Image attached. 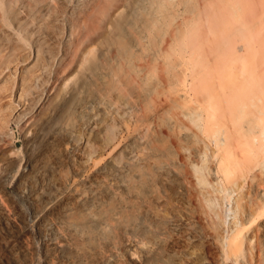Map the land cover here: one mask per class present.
<instances>
[{"label": "bare ground", "instance_id": "6f19581e", "mask_svg": "<svg viewBox=\"0 0 264 264\" xmlns=\"http://www.w3.org/2000/svg\"><path fill=\"white\" fill-rule=\"evenodd\" d=\"M38 1L40 17H0V264H264V94L247 67H220L211 94L185 18L153 44L166 0ZM198 132L225 151L211 173Z\"/></svg>", "mask_w": 264, "mask_h": 264}, {"label": "rangeland", "instance_id": "374dc122", "mask_svg": "<svg viewBox=\"0 0 264 264\" xmlns=\"http://www.w3.org/2000/svg\"><path fill=\"white\" fill-rule=\"evenodd\" d=\"M4 1L6 2V4H5ZM10 1H12V2H10ZM15 1L16 0H8V1L7 0H0V4L1 3L3 4V6H0V17H4V15H5V17H7V16L8 17H19V16L20 17H32V14H33V17H35V16L36 17H40V11H39V9L36 8V7H38L36 5H40V4H38V2H40V1H38V0H35L37 2H35L34 0H17L16 2ZM59 1H61V0H59ZM69 1L73 5L70 4ZM62 2H63V4H65V2H66V4H65L66 6H69L68 5V3H69L71 7L69 6L68 9H71L72 6H74V3L76 2V0H62ZM35 3H36V5H35ZM75 4H77V3H75ZM166 4L168 5L167 8L165 9L166 10V14L170 13V15H165V17H168L170 19L168 20V18H167L166 23H164V25H163L164 29L161 30L162 32L161 33L158 32V35L155 37V39L153 41L154 45H157L159 43L158 41H160L162 36L163 37L165 36V32L170 31L181 20V18L183 17L186 20V25H185L186 39H185V43L187 42L186 45L188 46L186 48V50L188 52V53H186V55L188 56L190 51H191L190 48H191L192 44L190 43V41L194 40L195 42H197V45H199L200 50L202 52L203 58H204L205 62H207L206 68L204 69V72H203V76H205L204 74L207 73L206 77H208V81L210 82V86H211L210 93L211 94L212 93L219 94L220 75H221V77L223 76V70L224 69L231 70L232 66H236V65L239 66L238 64H242L243 63L244 64L243 67L244 68L247 67L245 69L246 70L245 71L246 74H248L249 71H250V74H253V77H252V75H251V77L249 75V78H252L253 80L256 79V82L258 83L257 84L255 82V80L254 81L252 80L253 81L252 83L256 84V85L253 84L254 87H255V93L258 94V95L255 94V97L263 96V94H264V0H173V1L172 0H166ZM174 4H176V5H174ZM5 5H6V7H5ZM9 5H11V7ZM132 5H133V3H132ZM32 6L35 7L37 10L33 9ZM90 6L91 7L93 6L92 7L93 9L92 8L91 9L95 10L94 8H96V7L94 6V4H91ZM143 6H146L147 9H148L147 2H145L144 4L141 3L140 5L137 6L138 8H136L135 12H133V14L131 16L132 17H139L138 13L142 11V7ZM177 6H178V8H177ZM169 8H173V9L175 8V9L173 11V10H170ZM6 10H7V12H6ZM14 10L16 12H14ZM128 10H129V8H127L123 13L126 14V11L128 12ZM175 10H176V12H175ZM10 11L12 13H10ZM37 11H39V12H37ZM90 12H91V10H90ZM18 13H20V14H18ZM27 13L28 14L30 13L29 16H28ZM91 15L89 14V17H92ZM97 15L98 14H96V16ZM85 17H88V12H87ZM172 20H174V21L172 22ZM5 28H6V26H5ZM223 41H226V44L225 43L223 44ZM51 43H53V42H51ZM227 43H229V44H227ZM53 44H51V45L53 47L55 46V48H57V45H55V44L53 45ZM233 45H234V47L237 46V47H235L236 49H234V48L231 49L230 48V47H233ZM239 46H241L243 48V50L245 48L244 51L246 53H244V51ZM252 48H254V50H253L254 53H255L254 55L252 54L253 53L252 51H251L252 53H250V54L248 53V52H250V50H252ZM237 49H238V54L239 55L237 54ZM239 49L242 50V52H241V50H240V52H241L242 55H244L243 56L244 58L242 57V55H240ZM255 49L259 50L258 54H256L257 50L255 51ZM192 50L195 51V49H192ZM230 50L231 51L234 50L236 53L234 51L231 52ZM26 51H27V48H26ZM229 52H231V53H229ZM233 53H235V54H233ZM229 54H233L232 57L236 56V55H238V56H236L235 58L233 57L234 59L231 62L232 59L230 58ZM223 55H225V56H223ZM227 55H228V57H227ZM255 56H259V57H255ZM225 58L227 60H229L228 65H227L228 67H230L229 69L227 68V66H223L222 65V62H223L224 65L227 64V62L225 63V61H226ZM234 61L235 62L237 61L236 62L237 64ZM230 63L232 65H230ZM242 65L240 67H242ZM220 67L221 68L224 67V68H222L223 70L220 69ZM236 67H233V69L235 70ZM240 67H238V68H240ZM219 69L222 70V72L219 71ZM233 69H232V71H233ZM249 80H251V79H249ZM248 83L250 84V82H248ZM249 84H247L246 87H243V88H247L248 89ZM251 85L252 84H250V86ZM253 85H252V87H253ZM247 89H243V90L249 91L250 87H249L248 90ZM245 91H243V92H245ZM253 91H254V88H252V90H250L249 92H246V93H243V94H247L248 93L249 95L250 94L252 95ZM204 92H203V94H206ZM259 94H260V96H259ZM253 95H254V93H253ZM261 98H263V97H261ZM262 102H264V98L262 99L261 104L259 105L260 109H257L259 107L256 108L258 111L261 110ZM204 106H205V104L203 102L202 103V107H204ZM262 107H264V104L262 105ZM256 109L254 107L253 110L256 111ZM201 111L202 112L204 111L202 113V118L204 119L206 112L203 109ZM258 111H256V113ZM263 111L260 114L258 113L257 116L259 115V117L261 118V116L264 115ZM252 113H254V116H256L255 112H252ZM262 113H263V115H262ZM202 118H200L199 123L200 122L202 123V121H203ZM260 118H257L258 122H256L257 119L251 118L252 120H256L254 123H252V126L250 125V127H251V129H250L251 134L250 135H253V136H251V139H252V137H255V138H253L254 141L251 140L250 142L249 141L248 142L251 144V142L253 141L252 144L255 143V144H253L254 147H255V145L258 147L259 144H263V143H260L261 141L264 142V137H263L264 135H262V134H264L263 133L264 124L262 125L261 122L259 121V120L263 121L264 120V116H263L262 119H260ZM224 119H225V117H224ZM225 121H226L227 126H229L230 125L229 121H227V119H225ZM226 124H225V126H226ZM10 125L13 127V129H12L11 126L9 127L10 138H11V140L12 139L13 140L16 139L14 141V142H16V145H17V147L14 148V152H15L17 150V148L22 146V141H21V137H20L21 134H20V131H18V126H17V124L15 122H11ZM187 127H190V128L195 130V128H193L194 126L190 122L187 123ZM10 130L12 132H10ZM200 133L201 132H198L197 138H194V139L190 138V140L191 141L193 140L192 142H194L195 139H198L199 143L196 142L197 140L194 143V145L196 144L195 146L198 147L199 144L201 145V143H202L201 141H203L202 139H205L203 137L207 136L206 139L208 141L206 140V142H204L205 141L204 140L203 143L204 144L207 143L209 146L206 144L208 146L207 147L206 145L203 144L204 145L203 148H204V151H205V148H207V149L209 148V149L208 150L206 149L208 151V153L206 152V154H204L205 152H203V153L201 152V150L203 149L202 146H201L202 149L200 147H198V149H201V150L200 151L197 150V151H198V153L201 152L200 154L202 156L199 154V156H201V158L198 156L200 159L198 157H196L195 160L197 161L198 159L199 160L202 159L201 161L203 162V158L202 157L204 155H205V159L204 160H206L208 158L206 156H208V155H211V156H209V158H208L209 160H206L207 163L204 161L206 164L209 165L208 168H207L208 165L204 164V162L202 163L201 161L200 162L198 161V162H195V163L197 165H199V166H203V168H204V165H205L204 169H209V172H210V166L213 163L215 164L217 162V158L218 157H223L225 151L223 149V145L219 144V139L215 140V141L211 140L212 137L214 138V135L213 136L212 135H208L207 132L204 133V135H203V133L202 134H200ZM12 135H13L14 138L12 137ZM201 135H203V137ZM221 135L224 136L225 134L217 133L215 135V138L216 137L217 138H221ZM209 136H210L211 139H208ZM191 141H188L187 144L190 145ZM255 141H257L259 144L257 142H255ZM214 143H216V144L218 143L219 144V145L217 144L218 147L220 145L221 146L218 148ZM191 144L193 145V143H191ZM192 145H190V146H192ZM194 148H196V147H194ZM216 149H218V150H216ZM263 149H264V145H263ZM263 149H262V153H263ZM213 150H215V151H213ZM233 150H235V151L237 150V148L235 149V145L233 146ZM216 152H218L217 153L218 155L214 154ZM16 153L17 154L12 152L10 155L12 157H15L17 155L16 157H18V150H17ZM263 155H264V153H263ZM214 156L217 157L216 160L212 158ZM210 157L213 159L212 160L213 162L210 161ZM208 162H210V163H208ZM257 168H259V167H257ZM257 168H253V169H251V171H249L247 173H259L260 168H259V170H257ZM211 172H212V170H211ZM221 173H223V172H221V171L216 172V176L218 177V179L220 181V185L222 187L223 186L227 187L226 180L221 175ZM247 176H249V175L247 174ZM247 176L242 181L243 185H245V187H246V189H245V187L242 185L244 187L243 189H245L244 192L247 191V188H248L247 186H248L249 178H247ZM220 177H221V179H220ZM228 191L232 192L233 190L230 191L228 189ZM229 192L228 193L226 192L227 193L226 195H228ZM235 192L233 193L234 195L232 193H230L229 195L232 194L233 196H235L236 195ZM226 197H228L227 198V203L224 202L226 200L222 199V201L223 200L224 201H223V203L219 202V203H221V206H219L220 208L219 209L217 208V210H218V213L220 211V214H218V215L223 214L225 216L224 217L225 218L224 221L226 220L225 223L228 225L229 224L228 222L230 221V216L234 215V214H232V212H233L232 208L230 209V205H232V201H233L232 199L234 197L232 199L229 196H226ZM229 199H231V200H229ZM218 205H220V204H218ZM222 216H220V217H222ZM254 248H256V247H254ZM253 251H254L253 252L254 254H257V251H255V250H253ZM252 262H253V264H256L254 260Z\"/></svg>", "mask_w": 264, "mask_h": 264}]
</instances>
